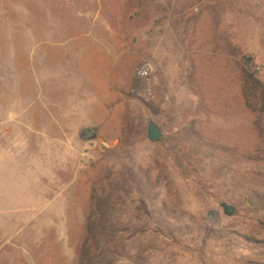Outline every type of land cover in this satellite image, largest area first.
Returning <instances> with one entry per match:
<instances>
[{
  "label": "rangeland",
  "instance_id": "374dc122",
  "mask_svg": "<svg viewBox=\"0 0 264 264\" xmlns=\"http://www.w3.org/2000/svg\"><path fill=\"white\" fill-rule=\"evenodd\" d=\"M248 74L264 0H0V264H78L105 187L107 262L264 264Z\"/></svg>",
  "mask_w": 264,
  "mask_h": 264
},
{
  "label": "trees",
  "instance_id": "16d2710c",
  "mask_svg": "<svg viewBox=\"0 0 264 264\" xmlns=\"http://www.w3.org/2000/svg\"><path fill=\"white\" fill-rule=\"evenodd\" d=\"M244 95L248 108L264 117V81L255 74H248L244 81ZM113 192L106 187L94 191L95 212L88 218L90 238L84 244L78 264H115L106 261L117 232L114 214L118 199Z\"/></svg>",
  "mask_w": 264,
  "mask_h": 264
},
{
  "label": "water",
  "instance_id": "95a60500",
  "mask_svg": "<svg viewBox=\"0 0 264 264\" xmlns=\"http://www.w3.org/2000/svg\"><path fill=\"white\" fill-rule=\"evenodd\" d=\"M149 133H150L149 138L152 142L158 141L162 138V134L160 132L159 127L154 123L150 124ZM96 138H97V134L94 129L85 128L80 131L81 141H92L95 140ZM223 206L227 209V211L231 215L235 213V209L230 207L228 204H224Z\"/></svg>",
  "mask_w": 264,
  "mask_h": 264
},
{
  "label": "built area",
  "instance_id": "2783aa9c",
  "mask_svg": "<svg viewBox=\"0 0 264 264\" xmlns=\"http://www.w3.org/2000/svg\"><path fill=\"white\" fill-rule=\"evenodd\" d=\"M152 68L153 67L147 65V66H144V68L139 69V72H138L139 77L141 79H148L152 74Z\"/></svg>",
  "mask_w": 264,
  "mask_h": 264
}]
</instances>
